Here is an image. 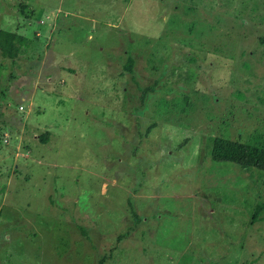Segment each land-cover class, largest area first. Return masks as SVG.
Masks as SVG:
<instances>
[{"label": "rangeland", "instance_id": "1", "mask_svg": "<svg viewBox=\"0 0 264 264\" xmlns=\"http://www.w3.org/2000/svg\"><path fill=\"white\" fill-rule=\"evenodd\" d=\"M0 31V264H264V170L210 159L264 150V0H0Z\"/></svg>", "mask_w": 264, "mask_h": 264}, {"label": "trees", "instance_id": "2", "mask_svg": "<svg viewBox=\"0 0 264 264\" xmlns=\"http://www.w3.org/2000/svg\"><path fill=\"white\" fill-rule=\"evenodd\" d=\"M260 43L264 40L260 39ZM25 43L21 35L0 31V55L6 58L15 57L18 47ZM210 159L215 163H230L239 168L264 170V150L256 146L245 145L239 142L216 137L212 141ZM257 220L255 215L251 218Z\"/></svg>", "mask_w": 264, "mask_h": 264}]
</instances>
